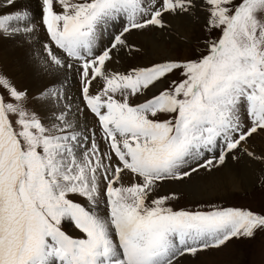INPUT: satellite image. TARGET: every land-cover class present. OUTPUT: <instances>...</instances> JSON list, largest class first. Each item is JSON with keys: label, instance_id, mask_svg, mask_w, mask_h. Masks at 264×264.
<instances>
[{"label": "snow or ice", "instance_id": "1", "mask_svg": "<svg viewBox=\"0 0 264 264\" xmlns=\"http://www.w3.org/2000/svg\"><path fill=\"white\" fill-rule=\"evenodd\" d=\"M197 7L206 30L220 33L206 55L107 69L132 50L126 34L162 29L165 14ZM41 10L45 70L79 77L108 151L70 118L63 82L31 98L0 74V264H179L264 233V213L176 211L167 206L175 194L157 195L165 182L210 173L229 156L261 159L248 144L264 133V0H41ZM118 22L122 29L100 47ZM34 32L27 10L0 14V38ZM174 73L180 79L168 88L131 102ZM93 82L102 83L95 93ZM33 99L42 112L29 107ZM65 223L82 235L68 234Z\"/></svg>", "mask_w": 264, "mask_h": 264}, {"label": "rangeland", "instance_id": "2", "mask_svg": "<svg viewBox=\"0 0 264 264\" xmlns=\"http://www.w3.org/2000/svg\"><path fill=\"white\" fill-rule=\"evenodd\" d=\"M35 1L39 3L37 4L38 7L37 10H39L40 12L38 11L36 17L33 18L35 23V32L33 34L35 36H38V33L43 34V37L46 38L45 40L46 43L48 38L42 27H40L41 15H42V10L40 8L41 0H35ZM199 2L200 0H197V4H199ZM206 16L207 13L202 11L199 7L194 9L193 12L190 14L189 13L177 14V15L165 14L164 21L166 26L164 28L161 29L157 27H150L144 30H133L131 33L126 34L127 42L133 50L130 51L129 49H125L126 51L124 52V49H122L118 53L120 56H122V60L119 63L121 69L116 72L126 73L132 70L133 68L150 67L153 64L162 63L169 60L171 61L192 60V59H197L202 55H206L207 46H208L207 42L218 38L220 35L218 31L206 30L205 28ZM38 24L40 25L38 26ZM119 24H120V28L117 30L115 34H118L119 31L122 29L123 26L122 23L119 22L115 23V25H119ZM183 25H186V28H190L191 26L192 28L191 31L186 30L185 33L180 34L181 33L180 27L182 29ZM141 31L143 34L141 33ZM112 37L110 38L106 46H104L105 44L103 45L104 47H107L109 45ZM144 39L154 41V47H152V45L150 46V48L146 47L145 43L143 42ZM31 40L35 43L39 42L41 44L40 49L43 50L44 41L42 39L38 40L37 37H34ZM160 48H162V50H160ZM156 52H161V53L156 54ZM8 68L9 70H11L10 66ZM0 74L7 76L6 71L2 69L1 64H0ZM179 79H180L179 73L169 74L168 77L165 78L163 83L158 84V87L150 89L143 97L131 98V102L132 103L143 102L144 99L151 98L152 95L158 94L159 91L168 88L171 81L173 80L178 81ZM10 80L12 81L11 78ZM17 80L19 79L13 77L12 82L16 85L18 89L24 90L22 87L17 86L16 83ZM78 82H79L78 87H76L77 99H76V103L74 104L75 106L73 105V107H75L76 113L78 112L77 117L82 118L86 116L87 121H92V123H94L93 127L91 128V133L90 131L88 132V136L89 138H91L92 133L95 132L96 142L99 144L102 151L107 152L108 146L107 143L102 139V133L98 124V120L90 111L86 109L83 100L80 96L81 85H80L79 77H78ZM101 87L102 85L100 87H97L96 89H92L93 93H95V91H98ZM29 97L35 98L38 96L32 94L29 95ZM35 105H36L35 99H33L32 102L29 104V107L34 108L37 111ZM77 109H83V111H77ZM161 118L163 119L167 117H161ZM85 123L86 122L80 123V125L83 126ZM250 141L253 144L249 143L248 145L249 151H252L256 157H261V159H254L247 156L246 154H241L239 158L235 160H233L231 156H229L230 159L228 158L225 163L226 165L228 163L230 168L233 166L230 170L233 171V173L236 175L237 180L244 181L241 184L244 185V189H242V191L240 192L233 191L232 193V191L230 190L233 187L232 186L231 188L226 187L228 188L227 190L230 193L227 196L218 195V196H214V198L212 199L203 201L199 199L192 200L191 193L185 194L184 192L181 193L172 190L173 184L174 185L178 184L177 185L178 187H182V186L188 187L189 185L187 183L193 181L194 184L199 182L197 186L201 187V191L204 190L209 193V190H211L213 194L211 193L210 194L214 195V192L221 191L216 186L217 184L214 183V181L216 180L215 178H217L218 175L221 174L222 171L221 172L218 171L222 169V167L224 166L223 165L220 166L218 169H214L210 173L201 169L199 173H193L194 174L192 175L193 177L186 178L183 181H167L164 183L163 187L160 189L157 195L175 194L176 199L169 200L167 206L172 207L173 210L176 211L179 210L208 211L216 207H220V208L236 207L243 210H251L254 213H264V181H262V178H264V133L255 134L252 138H250ZM242 164L245 165H244V169L241 170L240 168ZM217 172L219 173L218 175ZM196 175L199 176L196 177ZM195 178H199L200 180H198V182H195L196 181L194 180ZM211 180L213 182H210ZM128 182H129L128 178L125 177L124 183L127 184ZM202 182L205 184H201ZM190 185L192 191H197V186H192V184ZM204 191L202 192L204 193ZM203 193H201V195ZM64 230L68 234L74 237L82 235L70 223L64 224ZM186 256L187 255H185L184 256L185 258L183 259L182 257L179 258V264H264V233L258 232L255 239H233L230 242H228L226 246H223L218 250L211 249L208 251H202L199 252L195 257H192L190 255H188V257Z\"/></svg>", "mask_w": 264, "mask_h": 264}, {"label": "bare ground", "instance_id": "3", "mask_svg": "<svg viewBox=\"0 0 264 264\" xmlns=\"http://www.w3.org/2000/svg\"><path fill=\"white\" fill-rule=\"evenodd\" d=\"M37 4H39V3L36 2L35 0H16L15 6L9 7L3 3V0H0V14H6L8 12H12V11H16V10H27L29 13H31V16L33 19L36 17V15L38 14V11H39V10H37L38 9ZM39 25L40 24H38V26ZM119 28H120V24L119 25H115V24L109 25L107 31H105L103 34V39L100 42V47L106 46L108 44L110 38L112 37V35L115 34ZM191 29H192L191 26H190V28H186V25H183L182 29L180 27V32H181L180 34L185 33L186 30L191 31ZM141 33H142V31H141ZM34 37H37L38 40L42 39L45 43L46 38L43 37V34H41V33H38V36H35L34 34H32L31 37L24 36L21 34V35H17L15 37H12V38H0V62H1L0 64H1L2 69L4 71H6L7 76L9 77V79L11 78L12 81H13V77L18 78L19 80H17V82H16L17 86L22 87L24 90L27 91V93H29V95L33 94V95L39 96V94L43 90L52 87V85L54 83H56L57 86H59V82H63L64 91L66 92V94L69 97H71V99L69 101H67V103H69L71 105V110H72V113L74 114V116H71L70 118L77 120L79 124L86 122L84 125L82 124L83 126H81L80 130L83 131L84 134L88 136V132L90 131V133H91V128L93 127L94 123H92V121H87L86 116H84L82 118L81 117L78 118L77 117L78 112L76 113L75 107H73V105L76 103V99H77L76 87H78V83H79L78 82V76H76V74L72 71H68L67 73H63V72H55V71L50 70V69L45 70V67L42 63L43 56H44L43 50L40 49L41 44L39 42L35 43L31 40ZM143 38H145V37H143ZM143 42L145 43L146 47H148V48H150L151 45H152V47H154V41L144 39ZM175 43H176V41H175ZM159 47H161V46H159ZM160 50H162V48H160ZM98 51H99V49H98ZM125 51L126 50L124 49V52ZM130 53H132V52H130ZM157 53H161V52H156V54ZM121 60H122V56H120L117 53L114 57V60L108 62V64L106 65L107 69L109 71H112V72H116V71L120 70L121 67H120L119 63L121 62ZM9 66H10L11 70H9V68H8ZM70 81H72V82H70ZM101 85L102 84H97L96 82H93V86H94L93 89H96L97 87H100ZM42 103H43L42 101L35 99V104H36L35 106H36V109L38 112L43 111ZM61 103L63 104L65 102L61 101ZM249 143L253 144L250 140H249ZM250 147H252V146H250ZM229 159H230V157H229ZM239 163H241V162H239ZM244 165L245 164H242V166L240 168L241 170L244 169ZM231 168L229 167V164L227 163V165L225 164L222 167V169L220 171H218V172L222 171L221 174H219L217 172V175L218 174L219 175L217 178H215L216 180L214 181V183L217 184L216 186L221 191L220 192L219 191L214 192V195H211V194H213L211 190H209V193L207 191H204V190H202V191H204V193L201 191V187L197 186V184L199 183L198 180H200L199 178L194 179V180H196L195 182H198L196 184H194L193 181L188 182L187 183L189 185L188 187L187 186L186 187L185 186L178 187L177 186L178 184H175V185L173 184L172 190H175L176 192H181V193L184 192L185 194L191 193L192 194L191 195L192 200L199 199V200H203V201H207L209 199L214 198V196H218V195L219 196H227L228 194H230L227 189L229 187L231 188V186L233 187L230 190V191H232V193H233V191L240 192V191H242V189H244V185H241L244 181L237 180L236 175L233 173V171L230 170ZM243 174H244V172H243ZM197 176H199V175H196V177ZM191 177H193V176H191ZM241 178H242V176H241ZM249 181H250V179H249ZM204 182H206V181H204ZM210 182H213V181L211 180ZM190 184H192V186H197V191H192ZM201 184H205V183L202 182ZM226 187H228V188H226ZM201 193H203V194L201 195ZM68 228H69V226H68ZM186 257H188V255ZM183 258H185V257L183 256L182 259Z\"/></svg>", "mask_w": 264, "mask_h": 264}]
</instances>
